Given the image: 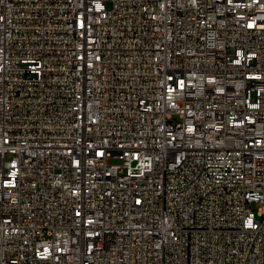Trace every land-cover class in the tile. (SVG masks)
Masks as SVG:
<instances>
[{
	"label": "built area",
	"instance_id": "built-area-1",
	"mask_svg": "<svg viewBox=\"0 0 264 264\" xmlns=\"http://www.w3.org/2000/svg\"><path fill=\"white\" fill-rule=\"evenodd\" d=\"M0 264H264V0H0Z\"/></svg>",
	"mask_w": 264,
	"mask_h": 264
}]
</instances>
